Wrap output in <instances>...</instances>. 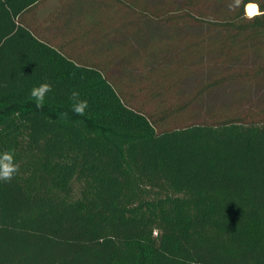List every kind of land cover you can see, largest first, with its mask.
I'll return each instance as SVG.
<instances>
[{
	"label": "trees",
	"instance_id": "trees-1",
	"mask_svg": "<svg viewBox=\"0 0 264 264\" xmlns=\"http://www.w3.org/2000/svg\"><path fill=\"white\" fill-rule=\"evenodd\" d=\"M43 1L0 0V152L20 165L0 182V264H264V102L193 111L208 90L250 103L264 83V0H57L50 39ZM143 19L175 26L172 69L147 74L158 44L108 43Z\"/></svg>",
	"mask_w": 264,
	"mask_h": 264
},
{
	"label": "rangeland",
	"instance_id": "rangeland-1",
	"mask_svg": "<svg viewBox=\"0 0 264 264\" xmlns=\"http://www.w3.org/2000/svg\"><path fill=\"white\" fill-rule=\"evenodd\" d=\"M162 1L164 3H166V1H169V3L171 2L173 5L169 6V9L175 11V0H149L148 2L151 3L149 4L150 6H153L154 4L160 5V2ZM58 7L59 5L57 0H44L39 6L36 14V22L42 27L40 30L41 37H48V39H50L52 28H50L49 23L47 22L53 20L54 17H58V15H55ZM137 26L138 29L134 30ZM122 31H119L114 37L107 39L108 43L113 44L114 41L120 42L125 37H132L133 39L131 40L136 43L137 48H139L140 51L150 49L154 44L159 45V47L152 51L150 50L147 54L148 56L146 58L145 68L147 70V74L159 69H172L175 66V26L169 24L165 25L149 19H143L137 22V24L135 22L131 24L130 34ZM177 32L180 31L177 30ZM128 75H131L133 79H140L143 75H146V72H144V70H128ZM205 77H209L207 72L203 71L201 74L199 73L197 76H194L190 80L184 82L181 86H178L176 88V93L174 88V94L182 99L189 97L190 95H195L198 91L197 89L199 83L205 80ZM248 93H245L246 95H242L241 88L236 85L214 88L212 90H208V92L197 98L198 101L193 105V111L202 117H206V115L215 107L230 110L227 108L237 106L245 108L250 105L258 106L264 102V83L251 90V96L253 99L250 103L246 98ZM242 97L243 99L245 98L244 101H238ZM147 109H151L150 106Z\"/></svg>",
	"mask_w": 264,
	"mask_h": 264
},
{
	"label": "clouds",
	"instance_id": "clouds-1",
	"mask_svg": "<svg viewBox=\"0 0 264 264\" xmlns=\"http://www.w3.org/2000/svg\"><path fill=\"white\" fill-rule=\"evenodd\" d=\"M52 91V86L49 83H41L30 90V98L37 109H43L45 99L48 93ZM70 99L72 100L71 112L82 117L88 109V101L79 99V93L73 92ZM64 115H67L66 113ZM20 165L16 162L15 154L12 151L0 152V182H11L19 172ZM153 236L159 237L161 230L153 228Z\"/></svg>",
	"mask_w": 264,
	"mask_h": 264
},
{
	"label": "bare ground",
	"instance_id": "bare-ground-1",
	"mask_svg": "<svg viewBox=\"0 0 264 264\" xmlns=\"http://www.w3.org/2000/svg\"><path fill=\"white\" fill-rule=\"evenodd\" d=\"M246 12L249 16H254L259 13L258 6L256 4H250L246 7Z\"/></svg>",
	"mask_w": 264,
	"mask_h": 264
},
{
	"label": "crops",
	"instance_id": "crops-1",
	"mask_svg": "<svg viewBox=\"0 0 264 264\" xmlns=\"http://www.w3.org/2000/svg\"><path fill=\"white\" fill-rule=\"evenodd\" d=\"M250 5V4H249ZM259 11V10H258Z\"/></svg>",
	"mask_w": 264,
	"mask_h": 264
}]
</instances>
